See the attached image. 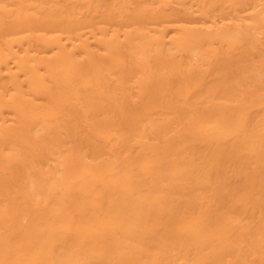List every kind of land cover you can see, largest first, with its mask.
<instances>
[{
  "label": "rangeland",
  "instance_id": "1",
  "mask_svg": "<svg viewBox=\"0 0 264 264\" xmlns=\"http://www.w3.org/2000/svg\"><path fill=\"white\" fill-rule=\"evenodd\" d=\"M262 135L264 0H0V264H264Z\"/></svg>",
  "mask_w": 264,
  "mask_h": 264
},
{
  "label": "bare ground",
  "instance_id": "2",
  "mask_svg": "<svg viewBox=\"0 0 264 264\" xmlns=\"http://www.w3.org/2000/svg\"><path fill=\"white\" fill-rule=\"evenodd\" d=\"M262 137H264V136H263V135L260 136V138H262ZM263 139H264V138H263ZM261 140H262V139H261ZM249 142H250V141H249ZM247 144H248V143H247ZM248 145H249V144H248ZM117 206H118V208L120 207V205H117ZM129 206H130V205H129ZM113 208H114V207H113ZM118 208H117V209L115 208V212H116V214H114V215H117V219H118V221H119V220L122 221V219H120V216H119V215H120V214H119V213H120L119 210L121 211V209L118 210ZM122 208H123V207H122ZM107 210H108V208H107ZM113 210H114V209H112L111 213L114 212ZM115 212H114V213H115ZM117 212H119V213H117ZM97 214H98V213H97ZM112 214H113V213H112ZM118 214H119V215H118ZM115 217H116V216H115ZM123 218H124V216H123ZM125 219H126V217H125ZM137 219H138V218H137ZM126 220H129V219H126ZM118 221H117V222H118ZM121 221H120V223H121ZM108 222H109V221H108ZM122 222H123V221H122ZM110 223H112V221H111ZM118 224H119V223H118ZM121 224H122V223H121ZM116 226H117V225H116ZM121 226H122V225H121ZM200 226H201V225H200ZM199 229H200V228H199ZM226 234H227V233H226ZM52 235H53V233H52ZM41 236H42V234H41ZM44 236H46V233H45ZM196 236H197V235H196ZM224 236H225V235H224ZM194 237H195V236H194ZM43 238H44V237H43ZM45 238H47V236H46ZM197 238H198V237H197ZM37 239H38V238H37ZM47 239H48V238H47ZM55 239H57V238L55 237ZM40 240H44V239L41 238ZM45 240H46V239H45ZM45 240H44V241H45ZM48 242H49V241H48ZM57 244H58V243H57ZM41 245H42V244H41ZM116 247H117V246H116ZM46 248H47V247H45V249H46ZM45 249H44V250H45ZM114 251H115V250H114ZM41 252H42V251H41ZM42 255H43V254H42ZM221 255H222V254H221ZM122 256H123V255H122ZM123 260H124V259H123ZM46 261H47V260H46ZM100 262H101V261H100ZM0 263H2L1 260H0Z\"/></svg>",
  "mask_w": 264,
  "mask_h": 264
}]
</instances>
